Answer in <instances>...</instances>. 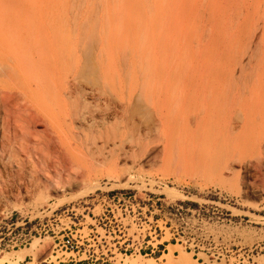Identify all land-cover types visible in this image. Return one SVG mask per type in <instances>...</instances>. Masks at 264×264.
Returning a JSON list of instances; mask_svg holds the SVG:
<instances>
[{
  "label": "rangeland",
  "instance_id": "obj_1",
  "mask_svg": "<svg viewBox=\"0 0 264 264\" xmlns=\"http://www.w3.org/2000/svg\"><path fill=\"white\" fill-rule=\"evenodd\" d=\"M86 49L98 53L225 56L236 70L237 89L252 97L253 89L264 87V0H0V61L15 68L16 80L11 87L29 94L22 97L20 104L46 118L49 134L61 137L68 146H74V140L65 123L64 107L52 96V90L45 88L46 84L38 88L37 83L38 79L62 80ZM1 78L0 90L10 88ZM2 118L0 193L12 186L24 193L22 197H0V223L11 215L14 222L29 221L28 228L46 222L58 225L57 232L62 230L61 234L64 226L69 227L75 220L77 228L80 224L87 230L92 217L101 212L102 203L118 202L107 197L110 189H131L137 196L126 201L128 213L133 215L131 207L136 206L138 211L143 207V219L152 214L154 223L164 227L158 229L156 239L167 246L165 251L131 257L175 264L166 259L172 251L174 256L185 252L191 264H232L238 249L264 240V160L257 168L249 161H236L235 170L226 171L229 179L224 180L214 169L190 159L182 164L163 154L149 159L130 158L120 160L121 164L126 162L120 181L101 175L98 183L88 188L79 183L64 187L65 192L64 188H52L51 195L45 193L39 199V191L43 190L40 184L47 182L44 172L54 177L60 166L56 165L57 170L43 166L44 176L36 173L42 175L38 187V180L29 183L27 170L37 172L42 167H28L31 163L23 160L27 153L16 140H8L11 135L7 133L6 137ZM38 128L45 129L44 125ZM251 155L258 156V150ZM20 156V162L29 163L27 167L20 166L22 171L26 168L24 172L17 166ZM83 163L77 162L80 166ZM15 174H21L22 181ZM18 231L15 229L12 235ZM1 237L2 234L0 242ZM37 238L39 248L26 252ZM53 243L51 233L33 235L27 246H1L0 255L26 252L25 259L17 264H52L57 259ZM60 254L69 255L64 249L58 251ZM118 258L115 263L111 259L97 264H122Z\"/></svg>",
  "mask_w": 264,
  "mask_h": 264
},
{
  "label": "bare ground",
  "instance_id": "obj_2",
  "mask_svg": "<svg viewBox=\"0 0 264 264\" xmlns=\"http://www.w3.org/2000/svg\"><path fill=\"white\" fill-rule=\"evenodd\" d=\"M15 73L12 65L0 61V77L10 87L0 90L4 133L6 137L7 133L11 135L8 140L18 142L27 153V159L23 160L31 164L20 162L21 156L14 162L19 169L24 164L29 168L33 165L34 169L42 167L37 172L27 170L29 183L38 180L37 187L44 168L57 170L60 166L54 177L44 172L47 182L43 188L40 184L43 190L39 189V199L45 193L51 195L52 188L58 190L77 183L88 188L93 182L98 183L101 175L120 181L126 170V162L121 164L120 160L130 158L149 159L163 154L181 163L190 159L214 169L224 180L229 179L226 171L235 170L236 161H249L255 168L263 164L264 87L253 89L252 97L246 96L245 90L244 93L238 90L236 70L225 56L83 50L62 80L38 79L37 83L38 88L46 84L45 88L52 90V96L62 103L74 146L49 134L48 120L20 104L22 97L29 94L11 87L16 80ZM42 125L45 129L38 130ZM256 150L259 155L252 158L251 153ZM81 160L84 167L77 164ZM81 167L85 170L81 171ZM22 169L21 172L26 170ZM12 187L2 191L0 197H22L24 192ZM39 245L40 238H37L26 252L32 253ZM26 252L2 254L0 264H17L25 259ZM166 259L169 263L191 264L185 252L174 256L171 251ZM117 262L159 264L154 258L143 256L119 257Z\"/></svg>",
  "mask_w": 264,
  "mask_h": 264
},
{
  "label": "built area",
  "instance_id": "obj_3",
  "mask_svg": "<svg viewBox=\"0 0 264 264\" xmlns=\"http://www.w3.org/2000/svg\"><path fill=\"white\" fill-rule=\"evenodd\" d=\"M136 196L137 193L131 189H110L107 197L112 201L117 199V203H102L101 212L92 217L93 222L87 224V230L85 226L80 227V224L77 228L78 223L73 220L69 227L64 226L61 234L62 230L57 232L58 225L46 222L39 227L28 228L29 221L22 219L21 222H14L10 215L7 221L0 223L3 241L0 242V247L20 248L27 246L33 235L51 233V237L54 238L52 246L57 249L55 255L57 259L52 264H83L87 261L97 264L111 259L115 263L117 255L124 258L138 254L149 255L161 249L165 251L167 246L156 239L158 229L161 231L164 227L154 223L153 215L146 220L143 219L142 216L145 214L143 207L138 211L136 206L131 207L133 215L128 213L130 210L126 201ZM15 229L19 231L12 235ZM61 249L69 255H58ZM232 258V264H264V240L250 247L238 249Z\"/></svg>",
  "mask_w": 264,
  "mask_h": 264
}]
</instances>
